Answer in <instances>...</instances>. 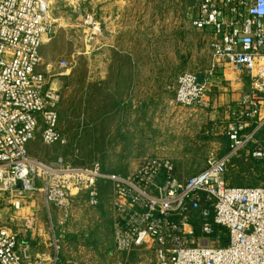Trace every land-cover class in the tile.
Here are the masks:
<instances>
[{"label":"built area","instance_id":"obj_1","mask_svg":"<svg viewBox=\"0 0 264 264\" xmlns=\"http://www.w3.org/2000/svg\"><path fill=\"white\" fill-rule=\"evenodd\" d=\"M52 2L0 0V202L13 207L11 221L20 219L27 233L36 232V212L21 213L35 191L70 218L77 196L88 190L96 203L97 183L105 181L113 189L116 251L145 248L156 264H264V183L240 187L226 179L231 160L249 146L254 158H264V0H195L191 23L210 34L212 64L201 80V72L178 76L175 102L221 114L218 129L230 145L223 155L211 150L204 167L187 178L162 156L147 157L122 175L99 162L48 163L30 155L38 133L46 145L67 142L60 130L62 94L40 70L41 47L57 28ZM74 8L82 10V3ZM84 25L87 43L101 34L93 15ZM71 65L63 60L59 68ZM221 65L249 78L244 96L222 108L208 97ZM0 264L47 261L0 221Z\"/></svg>","mask_w":264,"mask_h":264},{"label":"rangeland","instance_id":"obj_2","mask_svg":"<svg viewBox=\"0 0 264 264\" xmlns=\"http://www.w3.org/2000/svg\"><path fill=\"white\" fill-rule=\"evenodd\" d=\"M81 3L82 10H75L63 3L64 12L61 13L63 17L59 23L57 21L56 33L51 37L52 40L41 47L40 70L47 72L49 82L62 94L60 129L67 142L46 145L38 133L28 145L30 155L48 163L55 162L59 158L78 166L99 162L102 168L104 165L107 172L121 171L122 175L132 172L147 157L162 156L170 158L175 163L176 171L181 178L198 173L204 167L211 148L221 145L217 150L219 153L226 148V141L222 137L225 135L220 134L218 129V125L223 121L221 114L212 110H205V114L196 115V112L190 114L189 109L194 108L186 107L181 108L183 113L169 112V105L166 106L161 102H163L162 98L167 96V90L164 89L167 80L171 85L170 95L171 93L173 95L174 83L176 79L178 80V75L188 71L207 70L211 65V52L206 48V44L203 45L205 43L202 41L203 36L201 35L200 52H155V50L134 52L135 65L147 67L146 72L141 75V80L143 76L146 79L145 89L128 90V81L125 77L115 89L110 76L106 77L105 81L101 79L102 76H107L105 58L109 56V52L103 54L99 52V35L92 42L87 43L84 33L83 18L91 14L99 21V5L89 2L85 8L84 2ZM55 6L56 3L53 1L52 13L57 19ZM121 59L119 63L123 65L129 63L126 57L121 56ZM63 60L72 62L68 70L59 68V63ZM49 64H51L50 68ZM220 82H222L220 87L226 86L224 81L220 80ZM213 84L217 85H211L208 90V97L211 100H215L223 91L218 87V79ZM113 98H120L124 105L112 106L110 102ZM132 99L136 101V108L127 103ZM149 101L150 103H147ZM213 114L215 115L212 116ZM213 126L216 127L217 132L211 135L209 132ZM249 151L250 146L240 152L230 166L237 168L238 162L249 163ZM243 178L250 180L244 175ZM229 181L231 182L230 179ZM104 183L108 185H104L103 191L99 187V204L101 203L99 215L103 212L109 214L114 223L113 189L108 182L104 181ZM45 202L43 194L35 191L29 193L24 203V210L34 204L33 211L39 215V227L35 232L37 239H40L41 234L42 238L46 235L51 236ZM83 208L84 206L81 208L76 202L70 218H61L62 215L58 212V220L63 225L55 224L56 231L64 237L77 236L76 238L69 236L63 242L64 252H67L66 256L70 262H65L66 264H85V262L156 264L152 251L145 248L122 253L125 258L117 253L120 258L116 255L110 260L105 252L110 243L109 222L107 220L103 222L99 218L98 237L97 233H94L96 221L92 217H84ZM13 210L10 203L0 202V221L5 225H11L22 238H27L28 233L22 226V220L11 221ZM41 224L44 225L43 228ZM39 229H42L41 233ZM97 245L99 252L90 248Z\"/></svg>","mask_w":264,"mask_h":264},{"label":"crops","instance_id":"obj_3","mask_svg":"<svg viewBox=\"0 0 264 264\" xmlns=\"http://www.w3.org/2000/svg\"><path fill=\"white\" fill-rule=\"evenodd\" d=\"M56 3L54 7L57 21L58 23L62 20L63 17L61 13L63 3L67 6L74 8V4L76 1L84 2L83 5L85 8L87 7V3H95L99 5V21L101 22V34H99V52L102 54L104 52H109V56H106L105 68L107 69V76H102V81H105V78L112 79L113 88L117 89L120 86V80L125 77L128 81V90H137V89H145V78L141 80V75L146 72L147 67L145 65H135L136 59L134 58V52H200L201 45V35L203 36L202 41L207 45L206 48H210V34L206 31L199 30L194 27L191 23L190 14L192 13V9L195 3V0H53ZM86 1V2H85ZM84 8V9H85ZM72 10V8H71ZM76 10V9H75ZM73 11V10H72ZM74 12V11H73ZM84 19V18H83ZM84 25V23H83ZM61 26V25H60ZM88 29L84 25V33ZM52 38H47L45 43H48ZM42 52V50H41ZM40 52V53H41ZM111 52V54H110ZM121 56L126 57L129 63L127 65H123V63H119ZM43 61H45L43 59ZM211 64H212V52H211ZM119 63V64H118ZM49 68L51 64L48 65ZM211 66V65H210ZM208 67V69L210 68ZM48 68V69H49ZM207 69V70H208ZM106 71V70H105ZM105 71L103 73L105 74ZM192 72H201L203 74V78L205 77L204 72L202 71H192ZM127 74V76H124ZM150 75V74H149ZM179 76V75H178ZM151 78V77H150ZM218 79V87L223 91L217 95V98L214 101L221 108L226 106L227 104L240 100L244 94L249 90V78L244 73H238L236 71L225 69L223 65L219 67L218 73L213 76L212 81L215 83ZM149 80V79H147ZM224 81L226 86L220 87V84ZM170 81H166L164 89L167 90V96L162 98L163 102L166 106L169 105V112H179L183 113V110L175 104L176 102V86L177 79L174 85V93L170 95V87L168 84ZM172 84V83H171ZM212 85H217L213 84ZM163 87V86H162ZM170 91V92H169ZM118 101H121L120 98H113L110 102L112 106L116 105ZM129 101V100H128ZM131 101V102H130ZM129 105L136 108V101L133 99L130 100ZM108 102V99H107ZM107 102L105 104H107ZM104 103V102H103ZM145 103V102H144ZM143 103V104H144ZM147 103H150L147 102ZM146 103V104H147ZM123 104V103H122ZM190 114L195 113H206L204 109L194 108L189 109ZM213 112V111H212ZM213 114L212 116H214ZM103 116L102 119H104ZM185 114L183 115V118ZM188 117V116H187ZM187 120L189 118H186ZM173 123V121H172ZM61 130V129H60ZM211 131V130H210ZM211 135L214 133L209 132ZM225 141H227L226 148L219 153L221 155L225 154L229 150L230 142L227 136H222ZM221 146V145H220ZM214 147L210 150H219L221 147ZM29 147V146H28ZM252 146L250 147V149ZM209 150V151H210ZM250 153V151H249ZM253 157V156H252ZM258 159V158H257ZM264 159V158H260ZM194 166V165H193ZM184 178V177H183ZM187 178V177H186ZM105 184L103 181H98L97 190L99 193L100 190L103 191ZM105 190V189H104ZM104 193L101 194L103 196ZM44 196V195H43ZM29 197V196H28ZM78 200V201H77ZM92 196L90 192L83 191L81 192L77 198L76 202L79 206L83 208L86 218H94L96 221V226L94 229V233H97L99 237V218L106 222H109V247L105 249L110 260L114 256L122 255L121 252L116 251L115 243H114V223L109 214L105 212L100 213L99 215V194L96 198V203H91ZM46 212L49 215V234L51 236H45L37 239L35 236V232H28L27 238H22L20 235V240L22 243H29L31 247L32 254L36 257H44L47 261V264H66L65 262H69L68 257L66 256L67 252H64L63 242L65 238L69 236H62L60 232L56 231V225H63L60 220H58V212L59 210L52 204L48 205L45 202ZM29 208V209H28ZM105 208V207H104ZM95 209V210H93ZM34 210V204L32 206L26 208V210H22L21 213L25 214ZM82 210V211H83ZM94 211L93 213L91 211ZM39 214V213H38ZM62 218V216H61ZM39 220V215H38ZM56 221V222H55ZM42 228L44 227L43 224ZM42 229H40V233ZM93 233V232H91ZM58 235V236H57ZM62 236V237H61ZM72 237H77L73 235ZM60 243V247H59ZM62 244V248H61ZM61 248V249H60ZM88 248V247H87ZM93 251L99 252V246L90 247ZM88 248V251H90ZM80 253H82L80 251ZM118 253V254H117ZM120 258V256H118ZM75 258V257H74ZM123 258V259H124ZM67 260V261H66ZM85 264H90V262H85Z\"/></svg>","mask_w":264,"mask_h":264},{"label":"trees","instance_id":"obj_4","mask_svg":"<svg viewBox=\"0 0 264 264\" xmlns=\"http://www.w3.org/2000/svg\"><path fill=\"white\" fill-rule=\"evenodd\" d=\"M122 103H123L122 100L118 101V103H116L114 107H119L120 105H122ZM60 120H61V112H60ZM248 157H249L250 162L249 163L238 162L240 167L237 165V168L235 166H230L232 160L235 157L231 160V162L229 163L227 172H226V179L228 181L229 179L231 180V182L229 181L230 184L235 185V186H240V187H255V186H259L262 183H264V159L254 158L252 157L251 154ZM103 170L104 171L107 170L104 168V165H103ZM115 173L122 174L123 172L119 171ZM243 175L249 177L250 180L249 179L245 180L243 178ZM234 176H237L236 177L237 179L234 178ZM238 177H240V179H238ZM68 236L71 237L72 235H68Z\"/></svg>","mask_w":264,"mask_h":264},{"label":"water","instance_id":"obj_5","mask_svg":"<svg viewBox=\"0 0 264 264\" xmlns=\"http://www.w3.org/2000/svg\"><path fill=\"white\" fill-rule=\"evenodd\" d=\"M199 79H203V74H199Z\"/></svg>","mask_w":264,"mask_h":264}]
</instances>
